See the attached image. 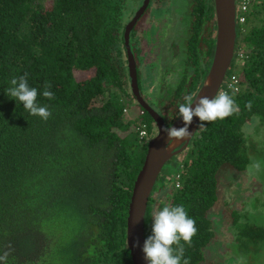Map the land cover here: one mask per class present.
I'll return each mask as SVG.
<instances>
[{
  "label": "trees",
  "instance_id": "16d2710c",
  "mask_svg": "<svg viewBox=\"0 0 264 264\" xmlns=\"http://www.w3.org/2000/svg\"><path fill=\"white\" fill-rule=\"evenodd\" d=\"M143 1L0 0V255L10 252L7 264H133L127 219L148 150L137 128L145 123L152 134L155 126L133 96L124 34ZM153 1L170 3L151 0L148 10ZM190 4L182 79L164 89L165 82L169 106L154 107L167 127L180 117L185 97L198 94L215 51L214 0ZM130 44L142 93L139 58L150 55L135 29ZM81 72L88 77L78 78ZM25 73L40 93L37 102L52 113L47 121L6 93L11 79ZM45 82L54 99L42 95ZM229 85L239 89L234 98L240 113L205 122L180 155L183 160L175 158L173 180L165 175L154 190L146 212L147 239L153 212L185 207L198 228L191 246L184 245L191 264H205L217 208L233 227L241 223L235 230L239 247L264 246L263 226L244 220L219 192L224 170L247 171L250 154L264 160V145L251 149L246 131L257 124L254 115L264 127V0L239 10L236 53L222 91L231 94ZM131 105L143 116L129 118L125 110Z\"/></svg>",
  "mask_w": 264,
  "mask_h": 264
},
{
  "label": "rangeland",
  "instance_id": "374dc122",
  "mask_svg": "<svg viewBox=\"0 0 264 264\" xmlns=\"http://www.w3.org/2000/svg\"><path fill=\"white\" fill-rule=\"evenodd\" d=\"M176 0L169 3V7L165 4L152 2L150 10H152L153 22L150 23V13L148 19L146 20V27L143 30H138L137 36L142 38L144 41L148 37L152 38L155 44H158L161 39H163L162 26L169 21V18L173 16L174 7ZM181 2L185 9H189L190 0H178ZM137 12V11H136ZM189 12V16L191 12ZM184 21L188 26L185 28V37L183 39L189 38L190 22L187 14L185 15ZM165 39V38H164ZM145 57L139 58L140 63V77L142 86V94L146 98L147 96L153 97L157 94V89L155 87V78L152 70H157L159 67L158 63H146ZM171 58L167 56L166 66L170 68V71H174L171 67ZM183 59L180 60L182 62ZM177 72L175 78H173L172 84L177 86L179 80L181 79L182 69L175 68ZM159 70V69H158ZM166 71V68H165ZM164 71V73H165ZM88 75L86 73H78V78L86 79ZM149 89H152V93H149ZM156 107L154 104H152ZM142 111L135 105L130 106V111L127 110L126 114L129 118H135L137 115H142ZM247 135L249 137L250 144L253 149H260L264 145V127H259V124L252 125L246 128ZM155 132L151 135H156ZM264 151V150H263ZM253 157L252 164L249 166L247 171L237 172L235 170L226 169L221 174V182L219 192L221 196L228 199V203L231 204L232 209L238 210L240 216H244V220L249 222H258L264 229V160L260 162L255 155L250 154ZM175 158L179 161L183 160V156L173 157L163 168L162 173L157 181L155 189L159 187L162 179L165 175V180H173L172 175L176 172V166L173 164ZM260 164V169L257 170L252 165L255 163ZM236 191L234 192V190ZM156 195L154 193L153 198ZM211 217L214 222L215 238L209 244L205 250V264H264V246L261 245L260 248L249 243L245 246L239 247L236 242L235 230L239 229L241 223H238L236 227L231 224L232 218H225V216L217 208ZM217 233V234H216Z\"/></svg>",
  "mask_w": 264,
  "mask_h": 264
},
{
  "label": "water",
  "instance_id": "95a60500",
  "mask_svg": "<svg viewBox=\"0 0 264 264\" xmlns=\"http://www.w3.org/2000/svg\"><path fill=\"white\" fill-rule=\"evenodd\" d=\"M150 1L146 0L144 6L127 23L124 34L132 93L138 105L152 118L157 133L148 142L146 158L134 182L129 206L127 245L131 252L133 264H149L143 252V246L146 241L145 217L160 174L164 166L173 157L180 156L189 147L201 123L198 117H194L192 124L189 126L192 136L170 144L167 134L163 131L167 127L165 121L161 114L145 100L140 91L137 63L130 40L132 31L145 9L148 8ZM214 8L216 23L214 56L207 77L196 97L208 96L213 98L221 91L236 53L237 0H214ZM170 126L181 128L185 125L182 117H179ZM166 145L168 146L166 147Z\"/></svg>",
  "mask_w": 264,
  "mask_h": 264
},
{
  "label": "clouds",
  "instance_id": "9594fccd",
  "mask_svg": "<svg viewBox=\"0 0 264 264\" xmlns=\"http://www.w3.org/2000/svg\"><path fill=\"white\" fill-rule=\"evenodd\" d=\"M10 85L6 89L7 95L19 101L30 115L39 116L45 121L50 118L52 113L48 106H42L37 102L40 93L37 88L29 85L27 73L18 78H12ZM50 88L51 84L45 82L42 95L49 100L54 99V93L50 91ZM229 88L232 89L231 94L221 90L213 98L196 97L195 94L186 96L185 103L178 106V114L182 117L185 126L164 128L163 131L167 134L168 142L171 144L191 137L189 126L194 117L199 118L201 123L198 127L202 129L206 127L205 122L212 123L238 115L240 107L234 97L239 89L233 85H229ZM246 107L251 111L252 101H248ZM253 120L259 124L260 117L254 115ZM252 167L259 170L260 164L257 162ZM152 219L154 221L152 234L147 237L143 246L145 259L149 264H191L190 258H185L184 245L191 246L193 237L198 233V228L195 219L189 217L185 207L183 205H165L162 210L152 213ZM9 255L10 252L5 251L0 255V262L7 264Z\"/></svg>",
  "mask_w": 264,
  "mask_h": 264
},
{
  "label": "flooded vegetation",
  "instance_id": "af4514ba",
  "mask_svg": "<svg viewBox=\"0 0 264 264\" xmlns=\"http://www.w3.org/2000/svg\"><path fill=\"white\" fill-rule=\"evenodd\" d=\"M168 1L171 2L173 0H168ZM145 2H146V0L143 1L139 10L144 6ZM156 2L158 3V1H156ZM162 3H164V1H162ZM148 8H149V6H148ZM148 8L145 9L142 16L138 20L137 25L134 28L136 31V35H137L138 30H143L146 27L145 23H146V20L148 19L149 13H150V23L154 24L153 18H152L153 12L149 11ZM139 10H137V11H139ZM190 10H191V5H190L189 9H185L184 6L182 5V3L178 2V0H176L173 16L170 17L169 21L166 22L165 24H163V26H162L161 37L163 36V39H161V41L158 44H155L153 42L152 38L151 37L149 38L148 35H147V39L145 41L142 39V43H145V45L147 47V53L150 55L147 59H145L146 63L149 61V63H151V64H153V62H157L159 64V67H158L159 70L157 69V71H156L158 73L157 79H155V87L157 89V94L154 95L153 97H151L150 95L149 96L146 95V98L144 97L145 100L153 108H154V106L152 104H154L159 109H163L164 105L169 106L168 101L166 100L167 101L166 102L164 100L166 98L165 95L167 96V93L162 92L163 88H161V87L163 86V84H165V82H168L169 84L166 87L164 86V89L167 88L169 85L175 84L173 82V78L177 79L175 77L177 69H175V68H183V66L179 63V61L181 59H185V57H186L187 44H188V40L191 36V32L189 30V38L183 39L186 36L184 33V30L188 26V24L185 23L187 21H184V19L186 17L185 15L187 14V16L189 18V22H191V16H189V12H188ZM135 14L133 16H135ZM133 16L130 18V20L133 18ZM214 38H215V33H214ZM167 56H169L171 58V60H170L171 62H173V60H178V64H175V66L173 65L174 71H170V68L165 67L167 65L166 64ZM165 68H166V71H165ZM164 71H165V73H164ZM183 73L184 72L182 71L181 79H182ZM180 80H179V82H180ZM149 93H152V90H150ZM166 113H168L167 108H166V112L164 114H166ZM163 120L165 121L164 118H163ZM165 123L167 125L166 121H165ZM153 195H154V193H153ZM152 199H154L153 196H152L151 200Z\"/></svg>",
  "mask_w": 264,
  "mask_h": 264
},
{
  "label": "built area",
  "instance_id": "2783aa9c",
  "mask_svg": "<svg viewBox=\"0 0 264 264\" xmlns=\"http://www.w3.org/2000/svg\"><path fill=\"white\" fill-rule=\"evenodd\" d=\"M249 1H251V0H242L241 3H240V7L237 4V15H238L240 9H241V11H246L247 10V6H248ZM126 112H127V110H125V113ZM142 115H143V113H142ZM137 130H138V133H139V140L141 142H143V143L148 144V142L154 137V135H151L149 133L147 125L145 123L140 124L139 128H137Z\"/></svg>",
  "mask_w": 264,
  "mask_h": 264
}]
</instances>
